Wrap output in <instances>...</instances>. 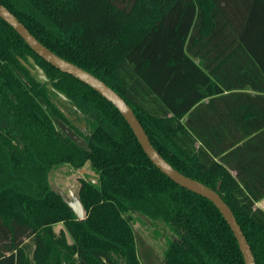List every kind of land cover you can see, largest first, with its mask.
Segmentation results:
<instances>
[{"label": "trees", "instance_id": "16d2710c", "mask_svg": "<svg viewBox=\"0 0 264 264\" xmlns=\"http://www.w3.org/2000/svg\"><path fill=\"white\" fill-rule=\"evenodd\" d=\"M0 2L116 90L175 168L221 181L264 264V0ZM64 165L83 173L82 217L53 188ZM142 245L153 264H246L215 204L164 174L111 101L0 16V264H148Z\"/></svg>", "mask_w": 264, "mask_h": 264}, {"label": "water", "instance_id": "95a60500", "mask_svg": "<svg viewBox=\"0 0 264 264\" xmlns=\"http://www.w3.org/2000/svg\"><path fill=\"white\" fill-rule=\"evenodd\" d=\"M0 16L14 27V29L23 37L28 45L46 61L61 69L63 72L69 73L74 77H77L81 81L90 85L101 95L111 101L121 112L124 118L127 120L131 128L133 129L138 141L143 147L144 151L148 154L152 162L158 167L164 174L175 181L177 184L186 187L187 189L202 195L212 201L219 209L228 225L233 231L240 250L243 253L246 264H256L255 256L251 249V246L236 219V216L228 205V203L222 198L220 194L221 181L216 188H212L203 182L194 179L175 168L162 154L154 147L150 138L136 116L133 108L127 103V101L112 87H110L102 79L90 71L78 66L77 64L61 57L47 46H45L36 36H34L29 29L18 19V17L12 13L4 4L0 2ZM66 129V128H65ZM66 131L79 143L81 139L75 135L71 130ZM75 210V209H74ZM79 217L83 216L82 207L81 210L76 211ZM65 264V263H64Z\"/></svg>", "mask_w": 264, "mask_h": 264}, {"label": "rangeland", "instance_id": "374dc122", "mask_svg": "<svg viewBox=\"0 0 264 264\" xmlns=\"http://www.w3.org/2000/svg\"><path fill=\"white\" fill-rule=\"evenodd\" d=\"M34 71L41 78H45V73L39 66H35ZM82 171L75 170L69 166H61L54 171L51 176L53 188L58 190L67 202L75 209V211L81 210V203L78 196V177L82 175ZM162 179L164 176H162ZM64 226L59 223L55 226V229L59 231ZM142 244V243H141ZM147 245H142L141 251L148 264H153L156 260L155 251L149 248Z\"/></svg>", "mask_w": 264, "mask_h": 264}, {"label": "crops", "instance_id": "0c3cea01", "mask_svg": "<svg viewBox=\"0 0 264 264\" xmlns=\"http://www.w3.org/2000/svg\"><path fill=\"white\" fill-rule=\"evenodd\" d=\"M256 205H258L259 207L263 208L264 209V197L261 198L257 203Z\"/></svg>", "mask_w": 264, "mask_h": 264}]
</instances>
